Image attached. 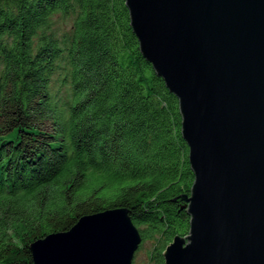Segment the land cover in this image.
Masks as SVG:
<instances>
[{"label": "trees", "instance_id": "obj_1", "mask_svg": "<svg viewBox=\"0 0 264 264\" xmlns=\"http://www.w3.org/2000/svg\"><path fill=\"white\" fill-rule=\"evenodd\" d=\"M181 120L124 0H0V264H32L31 243L115 207L164 264L189 230Z\"/></svg>", "mask_w": 264, "mask_h": 264}, {"label": "water", "instance_id": "obj_2", "mask_svg": "<svg viewBox=\"0 0 264 264\" xmlns=\"http://www.w3.org/2000/svg\"><path fill=\"white\" fill-rule=\"evenodd\" d=\"M139 50L178 99L194 175L164 264H264V0H124ZM128 210L30 244L32 264H132Z\"/></svg>", "mask_w": 264, "mask_h": 264}, {"label": "rangeland", "instance_id": "obj_3", "mask_svg": "<svg viewBox=\"0 0 264 264\" xmlns=\"http://www.w3.org/2000/svg\"><path fill=\"white\" fill-rule=\"evenodd\" d=\"M57 26L59 27V30H65L68 29L69 25L65 24L62 20L57 19ZM151 243L150 240L144 241L141 246L137 249V251L134 254L132 264H148L149 258H148V249L150 248Z\"/></svg>", "mask_w": 264, "mask_h": 264}]
</instances>
